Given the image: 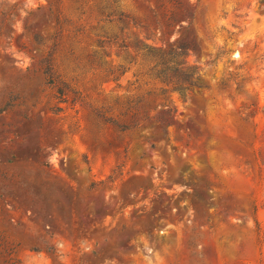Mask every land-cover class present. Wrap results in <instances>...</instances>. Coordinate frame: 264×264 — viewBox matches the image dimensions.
Returning a JSON list of instances; mask_svg holds the SVG:
<instances>
[{"label": "rangeland", "instance_id": "obj_1", "mask_svg": "<svg viewBox=\"0 0 264 264\" xmlns=\"http://www.w3.org/2000/svg\"><path fill=\"white\" fill-rule=\"evenodd\" d=\"M167 1L0 0V264H264V4ZM189 40L208 88L160 95Z\"/></svg>", "mask_w": 264, "mask_h": 264}, {"label": "trees", "instance_id": "obj_2", "mask_svg": "<svg viewBox=\"0 0 264 264\" xmlns=\"http://www.w3.org/2000/svg\"><path fill=\"white\" fill-rule=\"evenodd\" d=\"M169 8L165 6V13L163 14L162 24L160 28L173 32L175 28L182 27V21L188 20L185 27H189L194 18V11L187 5L180 1L168 0ZM115 0H112V4ZM261 4H264V0H260ZM110 8V7H109ZM103 16L98 19V24L109 23L114 24L116 28V34L108 40L118 41L120 34L123 33L127 27V15L123 13H117L115 10L103 11ZM102 40L98 39V43ZM120 46L125 47L124 41H120ZM146 49L143 56L149 61V71L153 78L161 84L158 88L160 95L165 96L168 93L175 92L179 97L194 100L197 93L202 88H208L201 78L196 68L188 64L186 58L191 56L196 51V45L193 41H179L176 44L169 42L162 48H144ZM52 48L47 56L42 60L44 76L49 79L50 82L57 81L58 75L53 67L52 63ZM117 124L116 121H114ZM133 125H136L134 123ZM121 130H125L130 126L119 125ZM127 147L124 148V153ZM120 167V165H118ZM110 178V177H109Z\"/></svg>", "mask_w": 264, "mask_h": 264}]
</instances>
